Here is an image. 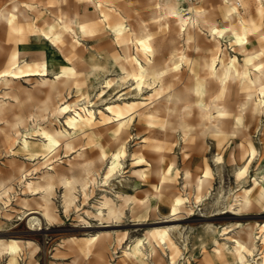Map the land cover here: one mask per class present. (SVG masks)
<instances>
[{
	"label": "bare ground",
	"instance_id": "bare-ground-1",
	"mask_svg": "<svg viewBox=\"0 0 264 264\" xmlns=\"http://www.w3.org/2000/svg\"><path fill=\"white\" fill-rule=\"evenodd\" d=\"M185 1L188 3L187 6L184 4ZM258 1V10L259 13H262L263 0ZM87 4H92L94 7L92 15L86 13L81 16L76 11L72 17L63 12L57 24L43 19L46 28L41 29L36 22L30 23L31 17L28 14V10H31L34 15L39 13L41 2L12 0L0 9V22L8 24L10 34L18 33L20 36H24L30 31L37 36L49 39L61 52L66 50L72 55H76L80 37L96 33L102 28L108 29L113 34L112 43L119 46L122 52L120 55L112 54L115 61L118 60L121 73L118 77L105 80L106 85L108 86L118 79L122 81L132 79L137 88H141L143 85H152V92L144 99L150 100V103L157 101L159 95L166 89V84L171 82L168 80L169 76L180 77L179 65L183 60L188 59L187 55L178 51V48H174L168 59L157 56L158 51L154 46L153 36L145 27L139 25L138 28H129L122 20L110 23L111 13L103 6L101 0H87ZM238 5L242 7L244 0H218L217 2L204 0L202 6L196 5L193 0H183V2L181 0H166L163 4L156 3L157 10L162 13V20L166 24L172 23L173 31L184 34L188 46L192 43L193 49L200 51L203 49L209 51L214 46L219 49L220 53L216 57V61L206 57L203 59L200 77H196L190 72L186 82H182L180 86L166 92L164 99L155 102L152 106H145L143 110L139 111V116L145 118L147 124L159 125L174 133L180 132L185 148L188 147L187 137L195 132L202 137L207 135L223 137L228 134V130H241L245 118L251 120L264 118V48L248 47L250 33L262 35V37H264V33H260V25L244 19ZM218 15L221 16L223 25L219 24ZM202 31L207 33L208 44L205 47L198 41ZM67 38H70V45H68ZM227 41L233 42L235 45L233 47L234 45L231 44L233 52L238 50L243 53L242 61L236 55L230 54ZM70 62V65L62 68L59 77L52 79L48 77L44 60L37 61L33 68L29 63L19 61V53L15 49L11 53L9 65L0 72V118L6 125V128H0V135L4 141L13 138L15 141H19L20 149L34 161L31 170H27L24 166L19 170L22 197H18V202L28 208L34 206L28 216L39 215V217L30 219L31 226L35 222L42 221L40 213L45 220L51 223L61 219L53 199L56 181L60 182L64 188L62 207L64 214L67 215L73 207L75 209L78 207L75 201L77 199V183L80 185L84 201H86L87 197L94 192L97 180L94 175V161L89 156L95 152V148L73 151L78 145L81 147L86 145L82 143L79 134L93 126L94 113L86 106H79L76 101H69L70 93L65 95L60 88L69 85L78 75L71 57ZM98 67V64H94L92 70ZM20 75L38 76V78L32 81V87H28L20 81H16ZM27 80L30 81V79ZM40 96L42 97L40 98ZM232 102L235 103L236 110L230 108ZM108 110L111 115L105 117L101 114L100 119L102 121L111 119V122H114L113 127L109 129L110 138L119 142L128 132L130 119L122 116V108L118 104L110 105ZM176 114H178V122H173L172 118ZM49 116L55 118L58 125L52 124L51 121L39 123L41 120L48 119ZM60 119H63L62 126L59 125ZM30 127H34V132L40 136V148L43 150L41 158L34 157L33 143L26 136ZM249 144L247 165L239 169L237 174L239 178H245L248 165L252 162L257 151L252 142ZM60 150L67 154L68 158L63 162L69 166L68 170L74 169V166L78 165L79 170L84 173L85 176L81 180H73L72 175L70 177L64 172L62 162H60L62 161ZM70 152H75V154L70 156L68 155ZM125 153L123 145H119L112 151L101 150L99 161L102 162L107 157L109 158V163L103 174L104 182L118 170L120 171L121 160ZM133 156L137 157L138 161L143 159V156L137 155V153H134ZM216 159L219 162L222 158L219 156ZM169 164L167 169L157 168L160 187L156 189L153 197L157 198L161 190L168 189L173 197L170 204L171 215L177 216L174 220H178L181 213H191L193 211L192 204L202 202L209 193L212 187V171L210 166L206 165L203 173L199 175L194 174L189 166H185L181 178L183 190L186 189V192L180 194L178 187L173 184V180L178 177L176 159L170 160ZM132 174L146 180L143 170H133ZM137 184L140 183L137 182ZM13 192H15L13 184H0V210L3 209V215L7 219L12 215L13 207L10 206V201ZM28 196L33 197L28 198ZM150 200L149 194L145 199H142L136 195L127 196L121 192H114L113 196L103 193L97 204L93 205L95 210H85V213L106 220L119 219L124 215L129 203L141 208L145 207ZM263 205L264 173H259L253 179L251 187L244 188L235 195L233 203H231L232 211L228 213L241 216L245 211ZM134 206L130 208L131 213L138 212ZM237 227L238 230L231 237L227 236L230 232L227 228L214 230L216 234L223 236L222 240L217 238L213 240L215 253L221 255L224 252L230 257L224 260L223 264H252V261H255L256 264H263L264 256L261 257L260 262L254 256L256 250L264 247V223L249 222L239 224ZM30 230L32 229L30 228ZM173 230H175L174 227H165L149 232L146 237L149 251L145 250V243L141 239H137L134 241V246L130 244L123 250V257L130 260L132 264H149V257L156 254L155 246L163 251L164 246H170L175 253H178V246L171 234ZM26 237H31V234L27 233ZM111 238L110 233L104 232L87 236L82 245L74 246V242L70 241L69 249L74 253L70 264H77L80 256L91 250L96 253L98 258V261L93 264H103L104 251L111 244ZM120 241L117 243L120 244ZM22 250H26L28 253V264H30L38 246L32 240H7L0 237V259L5 254H9L7 264H18L17 256ZM172 259L174 256L171 253Z\"/></svg>",
	"mask_w": 264,
	"mask_h": 264
},
{
	"label": "rangeland",
	"instance_id": "rangeland-1",
	"mask_svg": "<svg viewBox=\"0 0 264 264\" xmlns=\"http://www.w3.org/2000/svg\"><path fill=\"white\" fill-rule=\"evenodd\" d=\"M11 1L0 0V9ZM19 1L28 2L31 0ZM101 1L111 13L110 23L122 20L129 28H138L139 25L145 27L153 36L154 46L158 51L157 56L168 59L174 48H178V51L187 55L188 59L183 60L179 65L180 77L169 76L168 80L171 82L166 84V89L155 102L164 99L166 92L170 89L186 82L190 72L196 77H200L203 59L206 57L216 61V57L220 54L219 49L214 46L209 51L193 49L192 43L188 46L185 35L173 31L172 23L166 24L162 20V13L156 8L157 2L163 4L166 0ZM181 1L183 2V0ZM208 1L217 2L218 0ZM35 2H41L40 12L34 15L31 10H28V14L31 17L30 23L36 22L41 29L46 28L43 19L57 24L63 12L72 17L76 11L81 16L86 13L88 15L94 13L93 5L87 4V0H35ZM193 3L202 6L204 0H193ZM184 4L187 6V1ZM238 8L244 19L260 25V33H264V9L262 13H259L258 0H244V5L242 7L238 5ZM218 18L219 24L223 25L221 16L218 15ZM8 28L6 22H0V72L9 65L11 53L15 49L19 53V61L21 63L27 62L33 68L37 61L44 60L48 77L52 79L59 77L62 68L70 65L71 57L78 75L69 85L60 88L65 95L70 93L68 95L69 101H76L79 106H86L92 109L94 113L93 126L79 134L82 143L86 145L83 147L78 145L73 150L95 148V152L89 155L90 158H93L94 175L97 178L94 192L84 201L80 185L77 183V199L75 201L78 207L76 209L73 207L70 213L66 215L62 207L64 188L60 182L56 181L53 199L61 219L52 223L45 220L40 213L42 221L30 225V219L39 217V215L31 214L28 216L34 206L28 208L18 202V197H22L19 170L22 166L31 170L34 161L25 151L20 149L19 141H15L14 138L4 141L0 135V184L11 183L15 187V192L11 193L10 201V206L13 207L12 215L7 219L3 215V209L0 210V237L7 240H32L38 246V250L30 264H70L74 258V253L69 249L70 241L74 242V246L82 245L87 236L104 232L111 234L112 242L104 251L103 264H132L130 260L123 257V250L128 248L130 244L134 246V241L141 239L145 243V250L149 251L146 239L149 232L165 227H174L175 230L171 234L178 246V253H175L170 246H164V251L155 246L156 254L149 257V264H223L224 260L230 257L224 252L221 255L215 253L213 240L214 238L222 240L223 236H219L214 230L227 228L230 231L227 236L231 237L238 230L239 224L264 223V205L247 210L241 216L228 213L232 211L231 203H233L235 195L242 189L251 187L253 179L259 173H264L263 117L253 120L245 118L241 130H228V134L223 137L214 135L202 137L195 132L187 137L188 147L185 148L180 132L174 133L159 125H149L145 122V118L139 116V111L143 110L145 106L155 104V102L150 103V100L144 99L152 92V85H143L141 88H137L132 79L126 81L118 79V81L106 85L105 80L118 77L121 73L118 60L115 61L112 54L120 55L122 52L119 46L112 43L113 34L108 29L102 28L96 33H89L80 37L76 55H72L66 50L61 52L53 42L44 36H37L30 31L24 36H20L18 33L10 34ZM206 36V32H200L198 41L204 47L208 44ZM249 39V48H264L262 35L250 33ZM67 41L70 45V38H67ZM226 44L230 54L236 55L242 61L243 53L238 50L232 51V48L235 47L233 42L227 41ZM231 44L234 46L231 47ZM94 64H98L99 67L92 70ZM35 78L38 76L20 75L16 81L32 87V81ZM113 104L120 105L122 116L130 119L128 132L119 142L110 138L109 129L113 127L114 122H111V119L105 121L100 119L101 114L105 117L111 115L108 107ZM230 108L236 110L234 102ZM48 121L58 125L57 120L51 116L39 123H48ZM172 121L178 122V114L172 118ZM59 125H63V119H60ZM0 128H6L5 122L1 118ZM34 130V127H30L26 136L33 143L34 157L41 158L43 153L40 148L41 140ZM193 138L194 140H192ZM250 142L257 151L252 162L248 165L245 178H239L237 177L239 169L247 165ZM119 145H123L126 150L125 156L121 160L120 171L118 170L104 182L103 174L106 165L109 163V158L107 157L101 162L99 161V154L102 149L112 151ZM134 153L142 155L143 159L138 161L137 157L133 156ZM74 154L75 152H70L68 155L73 156ZM60 156L64 172L70 177L72 175L73 180H81L85 176L79 170L78 165L74 166V169L68 170L69 166L63 162L68 157L63 150H60ZM219 156L222 159L218 162L216 158ZM172 159H176L178 167V177L173 180V184L178 187L180 194L186 192V189L183 190L181 178L185 166H189L194 174L199 175L203 173L206 165H209L212 171V187L209 193L202 202L192 204L193 211L191 213H181L178 220H174L177 216L171 215L170 204L173 197L168 189L161 190L157 198L153 197L156 189L160 187L157 168L167 169ZM133 170H143L146 180L133 175ZM114 192H121L127 196L136 195L142 199H145L146 195L149 194L151 200L147 202L145 207L141 208L129 203L124 215L119 219L106 220L85 213V210H95L93 205L97 204L103 193L113 196ZM31 197L33 196H28V198ZM133 206L138 212H130V208ZM27 233H30L31 237H26ZM119 240H121L120 244L117 243ZM152 242L156 245L154 241ZM171 253L174 256L172 260ZM262 256H264V247L256 250L254 257L260 262ZM8 260L9 254H5L0 259V264H7ZM17 260L18 264H28L29 255L26 250L19 252ZM96 261H98L97 255L91 250L82 254L77 264H93ZM252 264H256V262L252 261Z\"/></svg>",
	"mask_w": 264,
	"mask_h": 264
}]
</instances>
